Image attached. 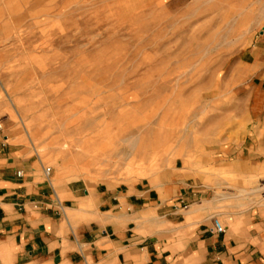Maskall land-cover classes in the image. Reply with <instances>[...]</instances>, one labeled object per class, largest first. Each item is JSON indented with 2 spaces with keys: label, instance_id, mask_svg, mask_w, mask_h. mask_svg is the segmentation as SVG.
Segmentation results:
<instances>
[{
  "label": "rangeland",
  "instance_id": "1",
  "mask_svg": "<svg viewBox=\"0 0 264 264\" xmlns=\"http://www.w3.org/2000/svg\"><path fill=\"white\" fill-rule=\"evenodd\" d=\"M0 128L60 180L264 209V0H0Z\"/></svg>",
  "mask_w": 264,
  "mask_h": 264
},
{
  "label": "crops",
  "instance_id": "2",
  "mask_svg": "<svg viewBox=\"0 0 264 264\" xmlns=\"http://www.w3.org/2000/svg\"><path fill=\"white\" fill-rule=\"evenodd\" d=\"M45 168L0 128V264H264V209L228 212L212 193L185 211L143 182L65 181ZM188 188L178 197L193 202ZM213 218L224 233H211ZM165 222L183 237L153 232Z\"/></svg>",
  "mask_w": 264,
  "mask_h": 264
},
{
  "label": "built area",
  "instance_id": "3",
  "mask_svg": "<svg viewBox=\"0 0 264 264\" xmlns=\"http://www.w3.org/2000/svg\"><path fill=\"white\" fill-rule=\"evenodd\" d=\"M46 173H48L50 171V168H46L45 169ZM17 175H20V173H17ZM211 233L213 234H222L224 233V228L221 225V223L219 222L218 219H214V221L212 222V228H211Z\"/></svg>",
  "mask_w": 264,
  "mask_h": 264
}]
</instances>
